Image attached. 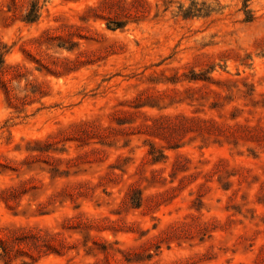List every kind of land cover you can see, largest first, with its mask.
Masks as SVG:
<instances>
[{"label": "rangeland", "instance_id": "374dc122", "mask_svg": "<svg viewBox=\"0 0 264 264\" xmlns=\"http://www.w3.org/2000/svg\"><path fill=\"white\" fill-rule=\"evenodd\" d=\"M0 56V264H264V0H0Z\"/></svg>", "mask_w": 264, "mask_h": 264}, {"label": "trees", "instance_id": "16d2710c", "mask_svg": "<svg viewBox=\"0 0 264 264\" xmlns=\"http://www.w3.org/2000/svg\"><path fill=\"white\" fill-rule=\"evenodd\" d=\"M38 5L37 3H33L32 4V8L31 10L29 11V13L27 14L25 20L27 22H30V23H33V22H36L38 17H39V13H38ZM189 13H185V15H188ZM113 23V29H116V28H121L123 26V23L120 22V21H111ZM110 24V22H109ZM6 68V66L4 65V60L3 58L0 56V76L2 74H4V69ZM0 82H1V78H0Z\"/></svg>", "mask_w": 264, "mask_h": 264}]
</instances>
